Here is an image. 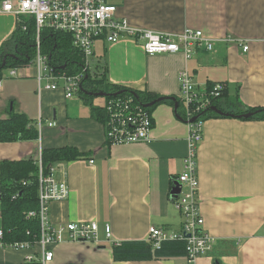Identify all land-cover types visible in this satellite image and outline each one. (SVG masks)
<instances>
[{
    "label": "crops",
    "instance_id": "1",
    "mask_svg": "<svg viewBox=\"0 0 264 264\" xmlns=\"http://www.w3.org/2000/svg\"><path fill=\"white\" fill-rule=\"evenodd\" d=\"M3 1L0 48L17 26V17L2 10ZM108 2L117 5V15L133 26L163 33L201 29L215 38V46L213 51L199 49L189 58L183 52L147 54L129 39L111 43L99 38L91 57L92 72L105 71L107 81L114 85L180 98L181 73L188 70L201 90L226 83L227 93L220 99L225 112L237 108L233 107L235 97L244 107H264V0ZM240 43H248L249 50L244 51ZM36 72L31 65L9 76L7 69L0 80V120L14 111L26 114L37 125L43 122L36 140H0V164L36 160L44 148L76 147L83 153L80 158L54 163L59 164L57 177L69 183L70 194L51 202L50 219L54 224L97 220L101 227L98 243L54 244V257L48 264H215L217 260L264 264V120L232 115L203 118L197 161L200 213L204 229L215 238L209 254L192 263L186 255L115 260V243L147 241L151 226L175 232L182 228L183 218L172 196L188 153L189 123L174 105L162 102L153 110L147 141L109 144L104 122L93 116V106L102 108L105 96L95 95L90 102L77 93L68 98L63 81L58 89L39 93ZM49 121L55 124L49 126ZM1 209L0 198V225ZM105 224L112 228L109 240ZM30 253L28 249H0V264H41L40 254L28 261Z\"/></svg>",
    "mask_w": 264,
    "mask_h": 264
},
{
    "label": "built area",
    "instance_id": "2",
    "mask_svg": "<svg viewBox=\"0 0 264 264\" xmlns=\"http://www.w3.org/2000/svg\"><path fill=\"white\" fill-rule=\"evenodd\" d=\"M2 10L14 14L17 18L22 15L34 16L38 34L37 54L35 60L25 67L33 65L36 68L39 93L43 90H56L60 87V81H63L68 98L76 95L82 75L59 74L50 66L47 56L41 52L39 41V34L46 27L69 33L73 44L82 51L88 66L99 38H105L111 43L129 39L147 54L183 52L189 58L199 49L213 51L215 46V38L201 29L187 27L180 33H163L133 26L126 18L117 15V5L108 0H17L16 2L5 0L2 2ZM240 44L243 45L244 51L249 50L248 43ZM8 71L9 76L17 75V68H10ZM180 85L183 117L189 123L190 134L188 153L183 159L184 169L175 178V186L179 192L173 193L172 199L182 215V228L175 232L151 226L149 238L154 241L155 246H160L164 240H184L186 257L192 263L212 251L215 238L204 229V219L200 213L197 152L198 145L203 139L204 115L193 122L191 119L204 114L213 106V100L221 97L223 86L217 83L211 88L201 90L188 70L182 71ZM130 102L131 99L124 101L117 99L110 100L107 104L110 118L105 127L106 135L112 144L139 143L149 139V133L153 128V116L141 106L130 105ZM54 124L53 121L48 122L49 126ZM42 126L43 122L40 121L39 137ZM38 154L36 160L39 208L30 211L28 217H39L40 236L34 244L27 241L7 242L0 225V249H28L32 252L26 256L28 261L36 260L37 255L40 254L41 264H48L54 257L52 249L54 244L64 241L98 243L101 227L97 220L52 223L50 204L54 200L67 199L70 187L66 179L57 177L59 164H52L47 170L43 163L42 149ZM103 229L105 238L111 239V225L105 224ZM36 247L39 249L35 251Z\"/></svg>",
    "mask_w": 264,
    "mask_h": 264
},
{
    "label": "trees",
    "instance_id": "3",
    "mask_svg": "<svg viewBox=\"0 0 264 264\" xmlns=\"http://www.w3.org/2000/svg\"><path fill=\"white\" fill-rule=\"evenodd\" d=\"M38 34L34 16H18L17 26L11 37L0 48V67L3 59L6 58V65L0 70V80L3 77V71L10 68H20L31 64L37 54ZM40 49L43 55H46L48 62L55 72L66 75H82L81 85L77 94L85 101H92L94 94L88 92H105L104 106H93V116L102 120L106 124L110 118L107 104L110 100L124 101L131 99L130 105L143 107L150 115L156 106L162 102H168L175 105L171 99L162 100L150 107H145L146 103L160 97L148 92L137 91L123 86L114 85L107 81L106 72H92V69L86 63L82 51L73 44L72 36L65 32L44 28L39 34ZM14 54V55H10ZM214 84H210L211 88ZM223 90L221 97L226 95L227 87L225 82H221ZM114 93H118L114 95ZM213 100V106L216 105L223 111L220 99ZM179 106L176 109L177 114L183 117L181 110L182 102L177 98ZM233 107L229 110L232 116H240L247 112L253 114L249 117H242L247 120H264V107H244L239 97L233 100ZM244 107V108H243ZM153 116V115H152ZM209 116H225L219 114L211 108L205 113L203 118ZM154 122V118H153ZM39 137V128L37 122L32 121L26 114L21 112H11L8 118L0 120V140L4 142L18 140H36ZM107 142L111 140L107 137ZM83 153L73 146L44 148L42 150L43 163L48 170L49 166L59 161H71L80 158ZM38 165L35 159L26 160H6L0 164V196H1V227L4 230L5 240L7 242H29L34 244L40 236L39 217H28V213L39 208L38 196ZM115 260H146L173 258L186 255V242L184 240H164L160 246H155L152 239L138 241H122L112 246ZM29 264H38L36 262ZM215 264H222L216 261Z\"/></svg>",
    "mask_w": 264,
    "mask_h": 264
},
{
    "label": "water",
    "instance_id": "4",
    "mask_svg": "<svg viewBox=\"0 0 264 264\" xmlns=\"http://www.w3.org/2000/svg\"><path fill=\"white\" fill-rule=\"evenodd\" d=\"M11 56L12 55H14V54H10ZM6 58H7V56H5L4 57V59H3V64L1 65V67H0V70L2 69V68H4L5 67V65H6ZM89 94H94V95H96V96H106L107 95V93H105V92H88ZM118 93H114V95H117ZM166 99H171V100H173L174 102H175V109H177L178 108V106H179V102L177 101V98L175 97V96H160V97H158V98H156V99H154L153 101H151V102H149V103H146L144 106L145 107H150V106H152V105H154L155 103H157V102H160V101H162V100H166ZM212 108V110L213 111H215V112H217V113H219V114H223V115H230V113H228V112H225V111H223L221 108H219L218 106H216V105H214V106H212L211 107ZM253 113L252 112H247V113H244L243 115H242V117H249V116H251ZM204 114L202 113V114H200V115H198V116H195V117H193L192 119H191V121L193 122V121H196V120H198L201 116H203ZM177 184V183H176ZM179 192V189L176 187L175 189H174V193H178ZM0 198H1V196H0Z\"/></svg>",
    "mask_w": 264,
    "mask_h": 264
},
{
    "label": "rangeland",
    "instance_id": "5",
    "mask_svg": "<svg viewBox=\"0 0 264 264\" xmlns=\"http://www.w3.org/2000/svg\"><path fill=\"white\" fill-rule=\"evenodd\" d=\"M7 72V70L5 69L4 71H3V73H6Z\"/></svg>",
    "mask_w": 264,
    "mask_h": 264
}]
</instances>
